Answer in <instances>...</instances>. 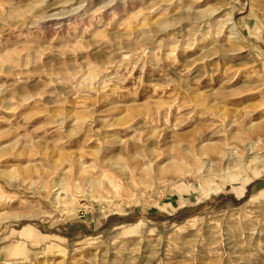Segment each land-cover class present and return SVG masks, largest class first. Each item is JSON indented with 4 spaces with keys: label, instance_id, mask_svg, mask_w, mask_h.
I'll list each match as a JSON object with an SVG mask.
<instances>
[{
    "label": "rangeland",
    "instance_id": "374dc122",
    "mask_svg": "<svg viewBox=\"0 0 264 264\" xmlns=\"http://www.w3.org/2000/svg\"><path fill=\"white\" fill-rule=\"evenodd\" d=\"M263 4L0 0V264H264Z\"/></svg>",
    "mask_w": 264,
    "mask_h": 264
},
{
    "label": "bare ground",
    "instance_id": "6f19581e",
    "mask_svg": "<svg viewBox=\"0 0 264 264\" xmlns=\"http://www.w3.org/2000/svg\"><path fill=\"white\" fill-rule=\"evenodd\" d=\"M261 7V13H262V15H261V22H262V25H263V27H264V4L263 5H261L260 6ZM229 21H230V25H231V27H232V29H231V32H232V34H236L238 37H240V32H239V28H238V26H237V24H236V22H235V18H234V16H233V14H230V16H229ZM255 50V49H254ZM258 50V49H257ZM260 50V49H259Z\"/></svg>",
    "mask_w": 264,
    "mask_h": 264
}]
</instances>
